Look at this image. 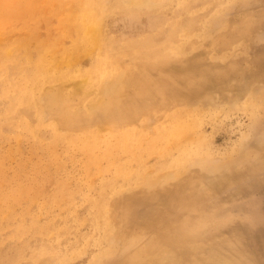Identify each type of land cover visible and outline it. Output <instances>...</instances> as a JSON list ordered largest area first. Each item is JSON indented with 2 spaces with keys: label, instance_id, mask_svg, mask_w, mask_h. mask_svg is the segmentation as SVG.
<instances>
[{
  "label": "rangeland",
  "instance_id": "rangeland-1",
  "mask_svg": "<svg viewBox=\"0 0 264 264\" xmlns=\"http://www.w3.org/2000/svg\"><path fill=\"white\" fill-rule=\"evenodd\" d=\"M106 5V42L133 43L143 54L167 51L170 62L180 61L152 75V81L168 83L166 98H157L163 101L159 108L150 104L140 111L131 126L101 122L79 131L61 129L68 137L52 144L56 110L39 111L19 99L29 84L18 65L36 59L38 44L56 37L45 27L36 40L24 29L10 32L8 41L29 42L12 48L17 61L0 73V192L27 190L0 216V264H264V0ZM64 17H53V27ZM70 43L63 36L50 51L49 59H59L63 72L88 68L100 52L96 48L67 63L60 57ZM135 55L121 52L118 65L135 66ZM177 73L184 78L176 80ZM77 81L84 87L74 91ZM40 86L39 94L57 86L74 94L68 99L78 111L100 96L86 77L73 74ZM174 88L182 94L172 93ZM177 120L185 132L166 138L159 153L142 156L139 169L146 179L122 175L130 152L110 158L97 149L87 158L73 139L92 128L115 141L127 129L131 142L145 144L158 136L159 126L175 129ZM176 191L182 199L167 195ZM188 221L201 224L204 233L186 235Z\"/></svg>",
  "mask_w": 264,
  "mask_h": 264
},
{
  "label": "bare ground",
  "instance_id": "bare-ground-1",
  "mask_svg": "<svg viewBox=\"0 0 264 264\" xmlns=\"http://www.w3.org/2000/svg\"><path fill=\"white\" fill-rule=\"evenodd\" d=\"M132 1L145 4V0ZM105 8H107L106 0H0V34H3L0 37V47L4 48V50H0V73L5 71L11 65L10 63L17 61L12 48L14 46H24L29 42L27 38L18 39L14 42L8 41L6 38L10 32L24 29L27 30L31 38L36 40L38 38L37 30L40 27H45L50 29L49 35L53 33L54 37H56L50 41H42L38 44V49H41V51L36 59L30 61L29 58H26L18 65L22 73V79L29 84L28 89L21 91L23 94L19 99L36 104V108L39 111L43 110V107L46 108V106L56 110L58 116L55 118H58V122L54 125L52 144L68 137L66 136L67 134L61 133V129L79 131L82 130L81 127L85 129L91 125L98 126L101 122L114 123L116 127L125 126L129 123L131 126L132 121L135 120L138 114L140 115V111L143 113L150 104L159 108V104H162L163 101L158 104L157 98H166L168 83L166 80H160V82L152 81V75L167 72L180 61L170 62V60H173L171 56L173 54L167 51V54L164 52L160 56H158V52L155 54L150 50L148 53L143 54L130 45L133 43L115 45L113 42H106L102 29L104 21L102 13ZM60 15H65L66 17L60 23L55 24L59 25L58 27H53V17L57 18ZM63 36H68L71 39V43L68 46H62L60 57L65 59L67 63L74 62L84 56L87 57L96 48L100 49V52H97L92 57V63L88 68L79 66L73 72H63L59 70L60 68L57 64L59 59H49L50 51L61 45ZM2 39H4L3 43L1 42ZM149 42L152 43L153 41L149 40ZM129 47L132 49H129ZM149 48H147V51ZM82 49L84 51H81ZM121 52L132 53V55L135 53L136 55L133 59L135 66L121 68L118 65ZM162 62H166V64ZM27 68L30 70H27ZM72 74L86 77L90 84L97 86L99 89L100 96L86 110L78 111L76 109L77 104L68 99L75 95L64 93L59 86L56 89L43 90V94L38 93L42 91L40 85L44 80H60L62 77ZM174 76L178 77L176 80L184 78L182 73L174 74ZM17 83H20V81H17ZM81 86L84 87L83 82L77 81L73 90L79 91ZM131 86L135 87L134 94L129 93ZM158 92L164 95L160 96ZM172 93L180 94L181 92L174 88ZM41 99L43 102L39 103ZM82 112L86 114L83 115ZM185 129V124L178 120L176 121L175 129L163 124V126L158 127V136L149 138L145 144L141 140L131 142L132 132L127 129H123L122 132L119 131L115 135V141L109 138H100L97 135L98 133L92 128L82 133V135L81 133L77 134L73 139L81 142L80 148L84 150L88 156L87 158L91 157L92 153L97 149L100 150L102 157L110 158L120 150L130 152L127 155L126 163H124L129 168L124 170V172L123 168H118L119 173L123 172L122 175L127 179H131L133 176L146 179L147 176H145L144 171L139 169V165L143 163L142 156L144 153L151 151L159 153L164 148L161 143L166 138L180 136L185 132ZM74 143L76 144L75 141ZM101 147L105 148L101 150ZM134 162H136L135 165L131 166V163ZM15 187H12L10 193L0 192V216L10 212L11 208H8V204L15 202L27 190V188H21V186ZM174 192H170L167 195L172 199H182L183 194L181 192ZM186 226L185 232L189 237L197 236L196 234H202L205 231L199 223L195 224L188 221ZM175 261L177 260L174 259V263Z\"/></svg>",
  "mask_w": 264,
  "mask_h": 264
}]
</instances>
